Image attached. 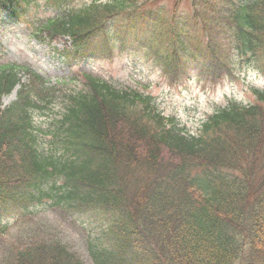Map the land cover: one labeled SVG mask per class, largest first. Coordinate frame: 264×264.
Masks as SVG:
<instances>
[{
    "label": "trees",
    "instance_id": "16d2710c",
    "mask_svg": "<svg viewBox=\"0 0 264 264\" xmlns=\"http://www.w3.org/2000/svg\"><path fill=\"white\" fill-rule=\"evenodd\" d=\"M19 1L0 0V8ZM107 1L99 19L91 8L49 19L50 38L72 37L73 55L96 52V30L126 13L130 24L134 18L132 25L144 27L142 42L158 46L156 60L173 81L199 72L217 84L264 61V0H195L192 16L179 12L183 0ZM18 73L0 63V217L25 215L22 205L43 197L64 214L87 213L86 219L89 211H105L92 217L117 254L95 245L94 264H264L263 90L251 87L253 101H231L191 133L150 92L83 71L74 85L53 87L38 103L44 113L65 101L63 115L40 131L32 94L48 87L39 75L2 104ZM1 228L8 226L0 219ZM39 238L9 246L3 262L85 264L61 242L38 244Z\"/></svg>",
    "mask_w": 264,
    "mask_h": 264
},
{
    "label": "rangeland",
    "instance_id": "374dc122",
    "mask_svg": "<svg viewBox=\"0 0 264 264\" xmlns=\"http://www.w3.org/2000/svg\"><path fill=\"white\" fill-rule=\"evenodd\" d=\"M84 1L76 0L74 4ZM138 1L142 3L144 0ZM160 4L170 6L168 1ZM184 8L190 11L187 5ZM54 14L42 0H30L29 11L20 22L10 19L5 12L0 13V57L3 61L27 64L50 84L68 78L76 68H85L120 87L144 89L156 98L160 110L167 115H175L190 132H195L209 114L231 101H253L251 87L264 89V61L242 67L236 77L228 78L216 86L207 76L193 74L182 82L173 83L162 74V65L156 61L160 52L157 50L158 46L151 49L142 41L125 44L123 47L119 43L111 57L77 60L69 66L60 50L34 40L32 27L25 23L28 21L35 25L39 20ZM136 29L143 30L144 27L137 23ZM111 30L116 33L119 30L117 24L112 23ZM117 39L120 40L119 37ZM227 54L233 56L229 51ZM237 61L241 65L242 61ZM27 78L28 76H23L22 81H27ZM16 95L17 88L11 95L3 98L4 104L14 101ZM53 202L51 198H42L40 202L30 206L29 217H21L19 213L2 217L1 220L8 225V229L0 234V264H5L2 257L8 246L21 242L32 233L58 236L88 261L83 230L79 226L86 222L83 218H78L74 223L60 209L53 207Z\"/></svg>",
    "mask_w": 264,
    "mask_h": 264
}]
</instances>
